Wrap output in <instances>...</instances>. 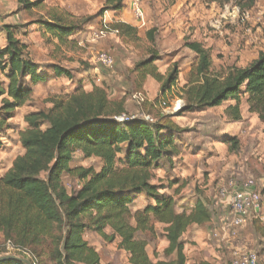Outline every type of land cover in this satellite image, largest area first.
<instances>
[{"label": "trees", "instance_id": "16d2710c", "mask_svg": "<svg viewBox=\"0 0 264 264\" xmlns=\"http://www.w3.org/2000/svg\"><path fill=\"white\" fill-rule=\"evenodd\" d=\"M16 1L60 45L85 24L62 8L45 6V0ZM125 1L105 0L102 11L119 12ZM207 1L220 5L236 1L245 10L252 9L255 2ZM110 29L123 39L137 42L136 29L128 24L115 22ZM0 30L5 38V46L0 48L1 145L2 133L16 111L31 98L32 87L49 81L51 76L39 72L37 64L28 57L26 45L17 38L18 26L3 25ZM154 33L149 30L146 34L151 42ZM184 47L196 56V63L180 89L184 102L180 114L203 112L233 102L224 114L236 123L241 121L240 103L245 98L248 113L264 124V52L247 67H232L222 74L214 70L209 48L188 40ZM148 53V59L132 69L139 83L137 92L144 93L143 86L151 78L164 95L177 82L176 67L163 79L154 64L157 55L154 51ZM50 69L52 77L72 79L58 64ZM49 103L46 110L24 116L27 127L19 135L24 153L0 177V255L7 254L6 245L10 244L15 254L24 255L32 264H100L99 254L83 240V233L88 230L108 242L118 238L130 264H187L182 237L190 226L208 223L209 212L197 201L189 212L177 213L173 199L159 194L160 189L151 183L152 169L177 153L176 135L181 133L178 126L169 116L155 124L143 118L118 122L116 118L126 115L125 100H110L106 90L94 84L89 90L80 84L70 94L56 96ZM143 109H147V104ZM223 143L230 150L238 145L234 138H224ZM76 153L99 159L100 171L70 168ZM63 175L77 183L76 190L67 192ZM140 195L152 199L154 204L131 212L129 204ZM154 223L164 226L167 247L163 253L170 260L152 262L146 254V242L136 240L137 233L153 232ZM107 228L110 235L105 233Z\"/></svg>", "mask_w": 264, "mask_h": 264}, {"label": "rangeland", "instance_id": "374dc122", "mask_svg": "<svg viewBox=\"0 0 264 264\" xmlns=\"http://www.w3.org/2000/svg\"><path fill=\"white\" fill-rule=\"evenodd\" d=\"M104 2L45 0V6H57L85 21L78 33L60 45L34 23L36 17L26 14L16 0H0V28L18 26L17 38L26 45L28 57L37 64L39 72L51 76L49 81L32 87L31 98L16 111L8 122V129L2 133L0 177L24 153L19 135L27 127L25 115L46 110L50 107V99L70 94L80 84L86 90L91 89L92 84L102 86L110 100H125L127 117L144 119L148 116L150 119L146 122L155 124L160 118L169 116L181 130L176 135L177 153L169 160H161L159 167L152 169L151 183L160 189L159 194L173 199L177 213L189 212L197 201L209 212L210 221L197 227L205 236L198 238L192 231L184 236L190 245L188 264L202 260L210 264H231L235 252L255 253L258 264H264V225L250 221L240 228L232 227L229 197L221 195L231 184L241 185L251 180L264 200V124L248 113L244 99L240 103L241 121L236 123L224 114V109L233 102L198 113L172 111L176 102L182 100L180 89L196 63V56L184 47V43L194 41L209 48L213 68L222 74L232 67H247L264 51V0H255L249 10L240 8L236 1L220 5L207 0H140L143 16L139 19L134 16L131 0H126L119 12L102 11ZM121 21L136 29L137 42L112 33L101 40L91 39L103 24L110 28L112 23ZM149 30L155 31L152 42L146 36ZM4 46V34L0 30V48ZM91 50L108 53L113 58V66L102 69L93 65ZM147 51L157 55L154 64L163 79L176 67L177 82L164 95L160 85L151 78L143 86L144 93L137 92L139 83L132 69L136 63L148 59ZM57 64L69 72L71 80L64 76L52 77L50 66ZM136 94H141L146 101L134 100ZM144 104L147 109H143ZM224 138H234L237 148L230 150L223 143ZM69 166L98 172L102 163L76 153ZM62 181L68 193L77 189V183L67 175H63ZM153 204L152 199L140 195L133 197L128 208L135 212ZM153 227V232L137 233L136 240L146 242V254L152 262L170 260L163 253L167 243L164 226L154 223ZM105 233L110 235V229ZM83 240L99 254L100 264H130L129 255L119 247L118 238L108 242L86 230ZM7 254L15 255L10 251ZM197 254L199 257H195Z\"/></svg>", "mask_w": 264, "mask_h": 264}, {"label": "built area", "instance_id": "2783aa9c", "mask_svg": "<svg viewBox=\"0 0 264 264\" xmlns=\"http://www.w3.org/2000/svg\"><path fill=\"white\" fill-rule=\"evenodd\" d=\"M131 8L136 19L143 16L140 7V0H131ZM237 12H239L238 9ZM111 33L115 34V31H112L105 23L100 29L92 34L91 39L93 41L101 40ZM90 61L93 65L96 64L102 69H109L113 66V58L108 53L102 51L91 50ZM133 99L139 103H144L146 101L141 94H136ZM162 106L167 107L165 103H162ZM183 108L184 102L181 100L176 102L172 111L173 113H179ZM130 119L134 118L127 117L126 115L116 118L118 122H125ZM149 119L148 116H144L145 121ZM221 195L229 197L231 211L230 225L232 227L240 228L252 220H257L260 224L264 225V200L261 193L256 190L255 185L251 180L246 181L241 185L231 184L228 190L221 191ZM6 246L10 253L15 254L14 249L10 244H7ZM231 264H258V258L257 255L252 252H235Z\"/></svg>", "mask_w": 264, "mask_h": 264}, {"label": "crops", "instance_id": "0c3cea01", "mask_svg": "<svg viewBox=\"0 0 264 264\" xmlns=\"http://www.w3.org/2000/svg\"><path fill=\"white\" fill-rule=\"evenodd\" d=\"M122 23H124L123 21H121ZM262 52H264V51H262ZM257 57H258V55H257ZM257 57L254 59V61L257 59ZM244 101H245V98H244ZM230 103V102H229ZM193 208V207H192ZM191 208V209H192ZM202 226V225H201ZM196 227V228H195ZM197 227H199V226H197V225H192V226H190L188 229H187V231L184 233V235H183V237H182V242H183V245H184V254H185V256H186V259H187V250L190 248V245L187 243V241L184 239V236L187 234V233H189L190 231H192L194 234H195V236L196 237H201V235H203V236H205V233H203L204 231L202 230V229H200V228H197ZM167 247V243L166 244H164V250H165V248ZM195 257H199V254H197ZM200 262H206L205 260H202V261H197V262H195V261H193L192 263H190V264H194V263H200ZM189 262H188V259H187V264H188Z\"/></svg>", "mask_w": 264, "mask_h": 264}, {"label": "water", "instance_id": "95a60500", "mask_svg": "<svg viewBox=\"0 0 264 264\" xmlns=\"http://www.w3.org/2000/svg\"><path fill=\"white\" fill-rule=\"evenodd\" d=\"M4 261H13V262H16L18 264H32L31 261L29 260V258L25 257L24 255H19V254L0 255V262H4Z\"/></svg>", "mask_w": 264, "mask_h": 264}]
</instances>
